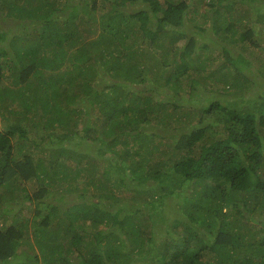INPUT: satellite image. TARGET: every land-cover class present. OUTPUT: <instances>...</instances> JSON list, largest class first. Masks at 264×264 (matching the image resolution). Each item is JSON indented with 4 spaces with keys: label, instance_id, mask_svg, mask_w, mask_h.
<instances>
[{
    "label": "trees",
    "instance_id": "trees-1",
    "mask_svg": "<svg viewBox=\"0 0 264 264\" xmlns=\"http://www.w3.org/2000/svg\"><path fill=\"white\" fill-rule=\"evenodd\" d=\"M2 21L25 30L0 35V264H264V90L189 97L211 69L260 90L264 0H0Z\"/></svg>",
    "mask_w": 264,
    "mask_h": 264
},
{
    "label": "rangeland",
    "instance_id": "rangeland-1",
    "mask_svg": "<svg viewBox=\"0 0 264 264\" xmlns=\"http://www.w3.org/2000/svg\"><path fill=\"white\" fill-rule=\"evenodd\" d=\"M19 30H25L23 25L21 24H15L14 22H6L2 21L0 25V35L4 41H6L9 37L14 36L19 32ZM7 47V46H6ZM161 62L154 66V68L149 69V75H152L154 81H159L162 85L161 87H158V89L169 91L170 89L167 88L165 85V81L167 80V76L170 75V71L168 69H164L162 66H160ZM214 65H210V68ZM209 68V67H207ZM214 76L213 82L216 80L218 81L219 85L218 87H215L212 85L211 87H205L202 90H200L198 93L194 94L192 93L189 97L192 96V100L194 101V104H201L206 103L210 100H218L219 103L223 105H234L239 104L240 107L246 108L248 105L255 102V99H259L262 97V91L264 90V81H261L262 83L259 85V91L255 94L252 92L251 89L243 88L244 86L239 87V89L236 86H230L229 88L226 86V84L229 86L230 83L226 75L223 74L222 70H216L211 69L210 70ZM247 86V85H246ZM189 89V88H188ZM195 89H193V92ZM214 92V95H213ZM188 93V92H187ZM239 93V94H234ZM254 94V95H252ZM235 95V97H234ZM185 96V94H184ZM239 96H243L239 98ZM186 97V96H185ZM202 98V99H200ZM238 98L239 100L235 102V99ZM198 109H196L197 111ZM211 132V131H210ZM215 132V131H214ZM212 134V132H211ZM215 135V134H214ZM59 198V197H58Z\"/></svg>",
    "mask_w": 264,
    "mask_h": 264
}]
</instances>
